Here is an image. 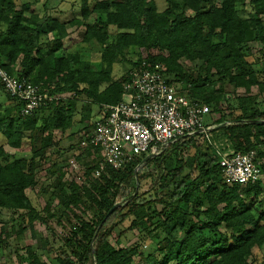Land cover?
<instances>
[{"label":"trees","instance_id":"1","mask_svg":"<svg viewBox=\"0 0 264 264\" xmlns=\"http://www.w3.org/2000/svg\"><path fill=\"white\" fill-rule=\"evenodd\" d=\"M49 1L20 0L18 5L17 0H0V67L10 76L38 85L50 96H59L24 116L21 103L5 91L4 101L0 91V210L25 212L27 219L19 216L26 225L18 231L29 228L32 233L34 222L45 214L53 216L49 211H37L26 193L36 184L38 161L54 145V132H65L73 124L77 99L84 97L101 107L121 100L122 83L130 69L123 79L114 80L111 68L117 60H125L129 48L137 50L131 68L141 63L148 68L163 64L173 82L190 85L187 95L207 107H217L219 102L216 94L221 89L214 90L216 81L244 89L246 94L236 97L240 115L232 122L219 120L221 127L215 130L229 138L234 152L257 150L264 158V124L254 123L264 120V110L255 106L249 93L253 86L264 91V81L254 69L255 64L264 62V0H164L161 10L155 0H79L75 3L79 15L68 19L58 17L65 12L61 8L58 15L48 13ZM40 2L46 11L41 17L35 7ZM81 26V41L102 47L99 68L83 59L79 51L68 52L64 47L67 30ZM251 43L260 45L257 60L248 59L254 56ZM183 59L201 63L196 77L183 67ZM65 93L73 95L65 99L61 97ZM81 119L84 122V115ZM90 129L83 131L82 140ZM27 144V157L10 158L5 151V146L19 149ZM193 145L191 137L177 141L158 155L137 156L120 169L106 167L97 177L93 176L97 162L91 148H83L76 159L91 158L88 165L83 163L87 181L81 185L72 181L65 189L62 181L60 189L66 207L83 204L91 217L75 216L77 222L61 251L51 257L53 263L254 264L253 247L264 245V211L256 202L249 207L246 202L263 194L261 180L225 185L220 155L196 146L195 155L183 159V152ZM151 166L156 174L154 183L167 194L141 200L138 184L151 176L150 171H143ZM52 168L59 170L52 165L51 174ZM186 168L191 173H185ZM260 169L263 174L264 165L260 164ZM260 202L264 206V195ZM115 204L118 206L104 220ZM127 217H132L130 229L138 230L142 239L165 233L153 253L145 255L139 244L126 249L109 242L107 227ZM178 228L183 236L170 240ZM22 249L30 264H41L30 245ZM260 264H264V254Z\"/></svg>","mask_w":264,"mask_h":264},{"label":"rangeland","instance_id":"2","mask_svg":"<svg viewBox=\"0 0 264 264\" xmlns=\"http://www.w3.org/2000/svg\"><path fill=\"white\" fill-rule=\"evenodd\" d=\"M79 0H65L63 5L61 0H50L48 3L49 9L48 13L53 15H58L60 8L63 9L64 14H59L58 17L61 19H68L72 16L79 15V11L75 6L76 2ZM156 5L159 10L165 8L164 0H155ZM20 0H17L19 5ZM41 2L35 5L38 15L41 17L46 13L45 10L40 8ZM72 5V6H71ZM249 11V7L245 6L243 9ZM45 11V12H44ZM61 13V12H60ZM243 15H246L244 12ZM93 18V17H92ZM91 18V19H92ZM39 25L43 24V19L39 21ZM113 30V28H111ZM69 35L63 40L64 47L68 52L79 51L80 56L89 60L94 68H99L100 66V53L101 46L96 43H83L81 41L82 33L84 31V26L79 28H69L67 30ZM52 38L51 36L48 38ZM260 45L257 43H251V48L253 50L254 56H249V60L259 59L261 54L258 52ZM137 61V50L136 48H129L126 52V57L124 61L117 60L111 70L112 78L114 80H120L125 77L127 71L131 68L130 62ZM183 67L190 73L193 77H196L198 68L201 63L199 61H188L181 60ZM160 67H164L163 64L159 63ZM254 69L258 74L260 81H264V62H258L254 65ZM212 79L217 80V76H213ZM221 89L220 95L216 94L219 102L217 107L214 104L210 105V112L204 117L205 125L209 126L213 131L219 129L221 125L217 122L221 119L232 122L237 116L240 115V110L238 107V101L236 97L246 94V91L242 88L235 89L227 81L215 82L214 90ZM2 92V98L7 99L4 90ZM250 95L254 98L255 106L258 109L264 110V91H260L257 86H253L250 89ZM73 94L65 93L61 97L70 98ZM228 106V107H227ZM216 108H220L216 111ZM102 107L98 106L86 100L84 97L77 99L76 115L75 120L71 127H69L65 132L55 131V142L42 158L38 161V169L36 173V184L33 188L26 190L27 195L33 207L41 212L49 211L48 214L53 215L52 217H43L42 220H38L33 223L32 233L30 229L27 228L24 232H20L21 228L26 225V214L24 211L13 212L12 210L1 209L0 210V264H30L28 260H25L27 254L25 250L22 249L25 245H30L38 256L41 264H54L51 257H55L61 251V246L64 240L69 236V231L72 225L77 222L75 216H80L85 219L91 217L90 212L85 208L83 204L75 206L69 204L68 207L63 204L64 193L60 189V183L64 182V189L73 181L81 185L84 181V165H88L91 161L90 157L83 156L80 161L76 159V155L82 153V148L80 141L82 140L83 131L91 128L94 120L97 119ZM84 115V122H80ZM89 126V127H88ZM83 127H87L86 130ZM212 130L208 133L206 137H198L195 140L193 147L187 149L183 152V159L192 157L195 155L196 146L199 147L200 151H205L207 153H216L217 155H225L234 152L232 143L228 137L223 136L219 131ZM92 128L90 129V132ZM89 132V133H90ZM5 151L8 153L10 158L16 157H27L30 155L29 144L22 146L19 149H13L9 146H5ZM255 152V157L257 161L264 165V158L259 157L257 150ZM74 160L77 162V168H72L69 161ZM55 165L59 168L57 171L52 168V174L49 169ZM153 166L150 170L144 169L143 171H150V177L145 178L138 184L137 195L139 199H160L162 196L167 194V191H161L154 183V178L156 176L155 172H152ZM146 170V171H145ZM188 168L185 169V173H191ZM261 182L263 185V194L254 202L247 200L246 207L250 205L260 206V209L264 211V206H261L260 200L264 195V173L261 177ZM253 203V204H252ZM162 206L157 205V209L161 210ZM26 217L23 221L22 216ZM132 217H127L124 220H116L111 225L107 227L108 240L116 247H122L129 249L135 244H139L140 250L145 254L149 255L157 247V243L161 241L166 235L164 232L159 231L155 236L147 239H142L141 233L136 229H130ZM183 236V230L178 228L169 237L170 240L179 238ZM18 249V250H16ZM16 250V251H15ZM264 254V245L255 246L252 249V257L254 264H260L262 260V255Z\"/></svg>","mask_w":264,"mask_h":264},{"label":"built area","instance_id":"3","mask_svg":"<svg viewBox=\"0 0 264 264\" xmlns=\"http://www.w3.org/2000/svg\"><path fill=\"white\" fill-rule=\"evenodd\" d=\"M0 82L9 96L21 103L24 116L59 98L42 92L25 78L10 76L1 67ZM189 86L173 82L158 64L154 68L145 63L130 68L122 83L121 100L102 107L92 131L80 142L82 149L91 148L96 159L93 176H99L106 167L120 169L137 156L158 155L177 141L207 137L210 127L204 117L210 109L187 95ZM69 163L78 167L73 159ZM219 165L223 183L228 186L256 183L262 177L254 151L222 155Z\"/></svg>","mask_w":264,"mask_h":264},{"label":"water","instance_id":"4","mask_svg":"<svg viewBox=\"0 0 264 264\" xmlns=\"http://www.w3.org/2000/svg\"><path fill=\"white\" fill-rule=\"evenodd\" d=\"M38 23H40V22H38ZM254 123H256V124H264V120H257V121H255ZM209 130H211V128H209ZM153 155H148V156H146L147 158H150V157H152ZM118 206V204H115L109 211H108V213H107V215L105 216V219L104 220H106V218L113 212V210L116 208ZM102 225V223H100V226Z\"/></svg>","mask_w":264,"mask_h":264}]
</instances>
